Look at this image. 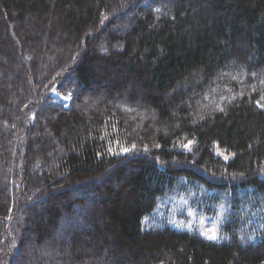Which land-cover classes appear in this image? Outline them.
<instances>
[{
    "label": "trees",
    "instance_id": "16d2710c",
    "mask_svg": "<svg viewBox=\"0 0 264 264\" xmlns=\"http://www.w3.org/2000/svg\"><path fill=\"white\" fill-rule=\"evenodd\" d=\"M134 1L0 0V264H264V0Z\"/></svg>",
    "mask_w": 264,
    "mask_h": 264
},
{
    "label": "rangeland",
    "instance_id": "374dc122",
    "mask_svg": "<svg viewBox=\"0 0 264 264\" xmlns=\"http://www.w3.org/2000/svg\"><path fill=\"white\" fill-rule=\"evenodd\" d=\"M130 5L131 7L133 6L140 7L143 5V3H141V0H136ZM93 90H94L93 88L90 90L91 93H93ZM86 97L89 96L88 95L85 96V99ZM208 99L209 97L205 96V100L209 103ZM218 109H222V108H218ZM221 155L226 156V154L223 153H221ZM172 204L174 211L164 210L166 214L168 213V220L171 224L175 226H182V225L188 226L192 222H195L196 225L200 226V230L202 232H206L207 230L210 229H215V226L218 224L221 218V214H222L221 211L223 207V203L221 201L220 202L217 201L215 204L216 210L215 212H213V214H211L208 213L204 208L202 207L198 208L196 205L191 204L188 198L183 194L180 195L179 201H176ZM161 215L162 213L160 214V216ZM146 218L147 217H145V219ZM17 261L18 260H16L15 262ZM15 262L13 264H15Z\"/></svg>",
    "mask_w": 264,
    "mask_h": 264
},
{
    "label": "snow or ice",
    "instance_id": "6c2138e0",
    "mask_svg": "<svg viewBox=\"0 0 264 264\" xmlns=\"http://www.w3.org/2000/svg\"><path fill=\"white\" fill-rule=\"evenodd\" d=\"M235 79V77H234ZM264 82V81H262ZM261 101H264V96H261ZM261 101H257V106L261 107V108H264V103H261ZM222 111V109H221ZM185 147H187V145H185ZM123 152H128L129 149L127 148H123L122 149ZM227 159V157H225ZM203 235H205L208 239H212V240H215L217 239V235H216V231L215 229H210V230H207L206 232L202 233Z\"/></svg>",
    "mask_w": 264,
    "mask_h": 264
}]
</instances>
